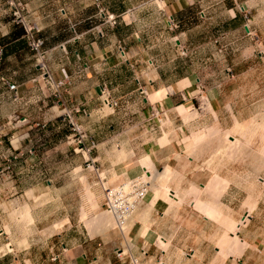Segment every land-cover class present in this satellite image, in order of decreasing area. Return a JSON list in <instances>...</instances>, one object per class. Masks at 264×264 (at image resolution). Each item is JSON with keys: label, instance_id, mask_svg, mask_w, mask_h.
Segmentation results:
<instances>
[{"label": "crops", "instance_id": "1", "mask_svg": "<svg viewBox=\"0 0 264 264\" xmlns=\"http://www.w3.org/2000/svg\"><path fill=\"white\" fill-rule=\"evenodd\" d=\"M19 1L22 3L24 15L41 30L40 37L45 39L49 68L48 71L41 72L35 55L27 47L24 32L15 35L17 29L22 28L16 26L13 16L8 15L6 0H0L2 49L0 105L6 101L14 102V93L9 91L5 79L19 87L28 88L24 97L25 102L42 101L43 107L55 102L56 105L48 109L54 114V118L67 119L69 114L77 123L91 121L98 112H102L105 109L103 102L107 96L119 101L121 105L134 103L138 107L136 110L138 117L143 118L150 116L152 107L163 106L166 108L167 116L163 117V126L159 133L150 141H144L142 144L132 141L129 145L139 153H145L144 157L149 156L156 168L180 169L179 175L189 183L186 189L194 183H199L202 205L201 209H193L190 204L177 209L165 199H155L154 195H150L134 214V224L130 228L131 246L128 253L123 252L120 257L116 253L120 248L117 245L120 230L107 229L106 225L98 222L100 223L98 232L95 231L94 225L93 234L81 216H78L77 221L64 222L62 230L56 233V243L52 244L53 247L46 251L42 249L43 252L39 256H34L28 251L22 262L20 260L22 253L17 249L13 255L14 262L20 264L264 262V143L250 144L248 147L252 150L249 157L255 168H245L246 161L244 164L227 162L220 167L216 165V174L220 179L218 183H212V172L208 163L215 160L225 163L224 151L232 145L212 144V150L223 152L197 158L192 154L187 155L179 141L181 132L187 133L185 129L189 130L193 124L184 123L176 105L178 101L197 100L200 86L204 83L200 72L202 66L196 63V57L193 56L197 48L193 51L190 20L198 19L201 22V19L206 17L203 11H199V8H203L205 0H164L166 5L164 11L158 9L154 0H101L100 3L95 0ZM222 1L228 12V19L220 16L221 22L230 26L246 20L247 16L238 11L243 4L240 0ZM102 8L104 13L101 11ZM168 15H173L179 22L178 30L168 29ZM109 17H114L115 21L109 22ZM225 38L222 37L216 42L220 46L219 52L223 54L228 53L230 48L232 51L235 48L225 47L223 45ZM237 47L239 50L238 45ZM201 50L198 49L197 52ZM222 80L223 89L218 94V101L222 105L218 109L217 118L222 119L223 123L229 119L233 122L240 120V113L235 109L234 103H226L224 100L227 93L225 86L229 85L227 82L230 80H226L224 74ZM239 80L233 79L232 82L237 83ZM53 98H56V101ZM178 118L183 120V125L179 127L176 124ZM164 119L169 122L167 126ZM144 127L147 128L146 125ZM61 128L58 126L56 130ZM146 128L144 136L148 132ZM81 131L91 135L96 128L84 124ZM90 140L96 145L91 151ZM96 148L100 149V144L98 147L96 140L85 139L84 152L96 156ZM91 159L93 158L90 157L86 162ZM97 159L101 160V155L96 157L94 162ZM199 162L205 168V174H201L200 177L193 169ZM115 166L113 163H103L106 180L107 176L117 175L119 171L124 176L127 174V167ZM140 169L143 167L137 166L132 175L139 174ZM244 185L249 186L247 191L243 190ZM241 197L247 199L246 209L238 208L234 200H228ZM94 199L98 207L103 205L99 192H96ZM99 210L92 209L90 212L98 219L105 214H98ZM209 227L211 231H205ZM231 228L234 230H230ZM184 229L191 236H182ZM6 256L7 254L0 258L1 264H5L3 258Z\"/></svg>", "mask_w": 264, "mask_h": 264}, {"label": "rangeland", "instance_id": "2", "mask_svg": "<svg viewBox=\"0 0 264 264\" xmlns=\"http://www.w3.org/2000/svg\"><path fill=\"white\" fill-rule=\"evenodd\" d=\"M240 1L243 4L238 11L247 16L245 21L230 26L221 22L220 16L228 19L222 0H205L199 11H203L206 17L201 22L198 19L190 20L193 51L197 48L193 56L196 57V63L202 66L200 72L204 83L200 86L197 100L178 101L176 105L184 123L193 124L189 130L185 129L187 133L183 131L179 137L187 155L201 158L212 153L220 154L223 151L212 150V144L232 145L224 151L225 163L216 160L208 163L212 183H218L220 179L216 174V165L220 167L227 162L244 164L246 161L245 168H255L249 157L252 150L248 147L250 144L264 143V0ZM6 10L12 17L7 5ZM17 32L23 30L18 28ZM222 37H226L223 45L234 46V51L230 48L226 54L219 52L220 46L216 42ZM198 49H202L201 52H197ZM48 68L46 60L44 70L48 71ZM222 74L226 80H230L227 82L229 85L225 86L227 93L224 100L226 103L233 102L240 113L241 119L234 122L225 118L227 122L223 123L222 119L217 118L218 109L222 105L218 101V94L223 89ZM233 79H240V82H232ZM27 90L25 86L19 87L18 94L13 97L14 102L6 101L0 105V258L7 254L3 258L5 264H20L14 262L13 258L17 249L22 253V262L28 251L39 256L42 249L46 251L53 247L56 233L62 230L64 222L77 221L78 216H81L90 232L95 234L94 225L98 232V221L101 218H95V214L90 211L100 209L98 214L106 213L103 205L98 207L94 199L96 192H99L104 204L102 182L116 187L138 175L149 181L142 169L139 174L132 175L137 166H142L145 153L132 149L129 143L133 141L142 144L159 133L150 131V127L156 124L151 114L147 118L138 117V107L134 103L121 105L119 102L120 106L114 110L103 103L105 109L98 112L95 118L86 123H77L69 114L67 119L54 118L48 109L56 105L55 102L45 107L42 101L25 102ZM40 92L43 93V90L40 89ZM53 99L56 101V98ZM181 105H184L183 112L178 108ZM160 107L163 106L157 108ZM164 120L167 126L169 122ZM183 120L178 118V127L183 125ZM84 124L96 128L94 134L79 135L74 131L75 125L81 128ZM58 126L62 127L61 130H56ZM144 128L148 131L146 136L143 135ZM80 136L96 140L98 147L100 144V149H95L96 156L83 151L85 142L79 146L76 144ZM100 155L101 160L86 162L90 157L94 160ZM103 163H113L118 168L125 166L128 172L124 176L119 171L117 175L107 176L106 180ZM202 166L201 162L194 165L198 177L205 174ZM164 168L156 169L163 171ZM179 170L171 169L169 175L160 182L158 198L165 199L177 209L188 204L193 209H201L200 184L194 183L186 189L189 183L179 175ZM248 187L244 185L243 190L247 191ZM167 188L177 193V202L172 200ZM157 193L152 189L148 197L154 194L156 197ZM228 200H234L238 208L246 209L248 206L247 199L242 197ZM26 209L33 219L25 217ZM111 225L112 228L116 226L113 219ZM205 231L210 232V227ZM182 232V236H191L186 229ZM117 245L122 248L125 246L121 235Z\"/></svg>", "mask_w": 264, "mask_h": 264}, {"label": "built area", "instance_id": "3", "mask_svg": "<svg viewBox=\"0 0 264 264\" xmlns=\"http://www.w3.org/2000/svg\"><path fill=\"white\" fill-rule=\"evenodd\" d=\"M95 1L97 3H100L101 0ZM154 1L158 9L160 11H164V9L166 8V5H164V0ZM6 5L8 6L12 16L14 17L16 24L23 29L27 47L35 55L37 64L40 66L41 70H44L47 51L45 50V39L40 37L41 30L35 23H32L26 15H24V9L22 7V3L19 0H6ZM101 11L102 13H104L103 8L101 9ZM108 20L109 22H114L115 18L109 17ZM167 27L170 31H176L179 29L180 24L175 20L173 15L167 16ZM122 52H124L123 49ZM1 54L2 49L0 47V55ZM4 82L6 83L10 92L14 93V95L18 94L19 86L16 83L5 79ZM103 103L104 105L109 106L113 109L120 106L119 101H116L109 96L104 99ZM158 108H152L151 113V118L156 121V124L154 123V125L150 127V131H154L155 134L158 133L160 129H162L163 117L167 116L166 110L163 107H160V109ZM74 131L79 135L82 134L81 128L78 125H75ZM85 139V136H80L76 144L78 146L80 144H83V142H85ZM90 142L91 148H89V151H91L96 146L93 141L90 140ZM89 162L94 163V160H91ZM89 162L88 166H90ZM149 184L150 183L142 175L132 179L129 182H124L123 184L116 187L107 186L106 183L102 182V189L104 192L103 207L105 212L112 216L116 225V229L122 232L124 228L130 225L131 221L134 219L135 212L143 203H145V200L149 195ZM123 252L124 251L120 248L116 250V253L119 257L123 254Z\"/></svg>", "mask_w": 264, "mask_h": 264}, {"label": "bare ground", "instance_id": "4", "mask_svg": "<svg viewBox=\"0 0 264 264\" xmlns=\"http://www.w3.org/2000/svg\"><path fill=\"white\" fill-rule=\"evenodd\" d=\"M210 106V105H209ZM179 109H182L181 111L183 112L184 111V106L183 105H181V106H179L178 107ZM227 132V131H226ZM228 133V132H227ZM215 135V134H214ZM228 135H229V133H228ZM230 137H232V135H230ZM233 138V137H232ZM213 139V138H212ZM235 141V140H234ZM236 142V141H235ZM240 144V143H239ZM227 147V146H226ZM228 148V147H227ZM228 151V150H227ZM141 167H143V169H145V171H144V174H145V176L148 178V182L150 183V188H152L153 190H154V192H158V190H159V188H160V186L161 185H159L160 184V182L163 180V179H165V177L167 176V175H169V173H170V168L169 167H165L164 168V170L163 171H159V170H157L156 168H155V166H154V164H153V162L151 161V158L149 157V156H146V157H144L143 159H142V166ZM142 169V170H143ZM162 170V169H161ZM216 179H218V178H216ZM212 180V179H211ZM215 180V179H214ZM218 182V181H217ZM151 183H152V186H151ZM106 185H107V183H106ZM163 188V187H162ZM165 188V187H164ZM151 189V190H152ZM219 189V188H218ZM150 190V191H151ZM161 190V189H160ZM163 191V190H162ZM167 191L169 192V195L171 196V197H173V199L172 200H175V201H177L178 200V195H177V193L175 192V191H172L171 189H169V188H167ZM211 191V190H210ZM213 192V191H212ZM159 193V192H158ZM156 194V197H155V199H157L158 198V195L159 194ZM155 195V194H154ZM154 202V201H153ZM181 202V201H180ZM179 202V203H180ZM155 203V202H154ZM202 205V204H201ZM203 207V206H202ZM147 209V208H146ZM209 210V209H208ZM146 211H148V209L146 210ZM109 216V217H108ZM25 217L27 218V219H32V216H31V214L29 213V211H28V209H26V211H25ZM101 218V221H100V223H102L103 225H106V228L108 229H110V228H112V225H111V220L113 219L112 218V216H110L109 214H107V213H105L102 217H100ZM112 218V219H111ZM224 219H225V217H224ZM96 220V219H95ZM246 220V219H245ZM99 222V221H98ZM229 223H231V221L229 222ZM134 224V219L131 221V223H130V226H127V228H124L123 229V231L121 232V240H122V242H123V244L125 245L124 247H125V250L122 248V247H120V248H122L123 250H124V253H128L127 251L129 250V248H130V246H131V238H130V228H131V226ZM232 225V224H231ZM91 226V225H90ZM104 228V227H103Z\"/></svg>", "mask_w": 264, "mask_h": 264}, {"label": "trees", "instance_id": "5", "mask_svg": "<svg viewBox=\"0 0 264 264\" xmlns=\"http://www.w3.org/2000/svg\"><path fill=\"white\" fill-rule=\"evenodd\" d=\"M15 35H18V32H16Z\"/></svg>", "mask_w": 264, "mask_h": 264}, {"label": "clouds", "instance_id": "6", "mask_svg": "<svg viewBox=\"0 0 264 264\" xmlns=\"http://www.w3.org/2000/svg\"><path fill=\"white\" fill-rule=\"evenodd\" d=\"M23 30V29H22ZM24 32V31H23Z\"/></svg>", "mask_w": 264, "mask_h": 264}]
</instances>
